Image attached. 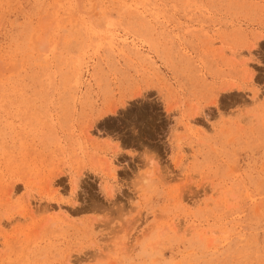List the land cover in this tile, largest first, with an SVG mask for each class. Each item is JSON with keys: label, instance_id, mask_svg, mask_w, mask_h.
<instances>
[{"label": "rangeland", "instance_id": "1", "mask_svg": "<svg viewBox=\"0 0 264 264\" xmlns=\"http://www.w3.org/2000/svg\"><path fill=\"white\" fill-rule=\"evenodd\" d=\"M225 2L0 0V264H264L261 21ZM136 78L153 127L86 119Z\"/></svg>", "mask_w": 264, "mask_h": 264}, {"label": "snow or ice", "instance_id": "2", "mask_svg": "<svg viewBox=\"0 0 264 264\" xmlns=\"http://www.w3.org/2000/svg\"><path fill=\"white\" fill-rule=\"evenodd\" d=\"M59 7V6H58ZM99 7V6H98ZM216 12H228L234 16H244L251 19H257L261 21V30L258 35L255 33H249L247 39L250 41V47L255 48L257 46V41L260 45L264 47V0H229L225 3H214L208 4L206 6ZM53 35V29L48 27V22H44V31L41 37V51L47 52L50 46L49 41ZM151 87L150 83L141 79H130L127 82L126 90H122L119 93L116 92H101L96 95L89 105V110L86 114V119L95 125L96 122L103 120L105 124L119 123V117L121 113H124L126 120L124 123L136 124L144 128H151L154 126L153 120L150 118V113L145 104L140 110L135 108L129 112V104L137 99L145 100L146 96L144 93L147 89ZM215 93L210 92L201 101V106L209 102ZM10 102H6V105ZM4 110V109H0ZM261 110L264 111V106H261ZM199 111L197 109L196 113ZM12 117L5 115V127L2 134H0V140L7 139L12 134V128L10 127L8 121L12 120ZM225 121H220L218 123L212 124V128L216 129L220 125L224 124ZM262 134H264V129H262ZM3 145L0 144V148ZM259 246V249L264 253V237H261L259 241L254 242L252 248ZM243 264V262H241Z\"/></svg>", "mask_w": 264, "mask_h": 264}, {"label": "bare ground", "instance_id": "3", "mask_svg": "<svg viewBox=\"0 0 264 264\" xmlns=\"http://www.w3.org/2000/svg\"><path fill=\"white\" fill-rule=\"evenodd\" d=\"M49 181V180H48ZM74 181V180H73ZM75 183L77 182V181H74ZM73 182V189H74V187H75V183ZM77 186V185H76ZM75 188H77V187H75ZM76 191V190H75ZM31 212V211H30ZM28 213H29V210H28ZM63 213V212H62ZM35 216V215H34ZM34 222V221H33Z\"/></svg>", "mask_w": 264, "mask_h": 264}]
</instances>
